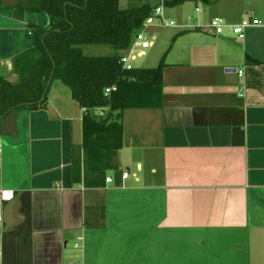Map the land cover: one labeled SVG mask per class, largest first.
<instances>
[{"label":"crops","instance_id":"crops-1","mask_svg":"<svg viewBox=\"0 0 264 264\" xmlns=\"http://www.w3.org/2000/svg\"><path fill=\"white\" fill-rule=\"evenodd\" d=\"M162 1L188 27L174 36L161 105L124 110L105 175L104 157L85 153L83 109L59 81L46 107L18 110L15 135L1 128L0 189L14 197L0 196V264H264V25L243 37L204 29L215 17L264 21V0L119 5ZM15 3L0 0L10 81L14 57L34 45L29 26L48 22Z\"/></svg>","mask_w":264,"mask_h":264},{"label":"trees","instance_id":"trees-1","mask_svg":"<svg viewBox=\"0 0 264 264\" xmlns=\"http://www.w3.org/2000/svg\"><path fill=\"white\" fill-rule=\"evenodd\" d=\"M184 0H167L178 4ZM16 7L46 15L45 25L31 24L34 45L13 60L15 81L0 74V131L2 119L15 109L47 106L48 82L69 87L83 113L85 153H96L104 172L112 168L113 156L122 145V117L128 108L161 105L165 56L155 67L125 69L120 57L132 45L150 5L122 8L119 0H16ZM110 45L108 55H88L84 45ZM252 61L259 62L252 59ZM115 86L109 95L106 88ZM108 107L104 116L97 109Z\"/></svg>","mask_w":264,"mask_h":264},{"label":"built area","instance_id":"built-area-1","mask_svg":"<svg viewBox=\"0 0 264 264\" xmlns=\"http://www.w3.org/2000/svg\"><path fill=\"white\" fill-rule=\"evenodd\" d=\"M164 1L161 2L158 6L154 7L152 13L145 18L142 19L140 26L143 27L142 30H138L135 35L132 47L126 51L120 57V62L125 69H132L135 67L134 61L141 55H143L144 51L150 48L154 42L149 40L147 36L148 28L153 25H164V26H175L174 21H168L164 14ZM264 25V21L257 17H247L240 21L239 23H226L222 18L215 17L211 20L209 24L204 26V29L214 33H222L224 30L228 29L229 31L237 34L239 37H243L246 30L251 26H259ZM185 26V25H184ZM244 73L243 70L239 71V75L241 76ZM115 86H110L106 88V95H109L113 90H115ZM83 113H86L87 108H82ZM108 107H100L97 109L98 115L104 116ZM130 175V171H125L123 173V177H128ZM112 178H107V181H111ZM0 196L4 200H10L14 197V191L12 189H0ZM77 248L79 244L75 245ZM71 264V263H70ZM80 264V263H79Z\"/></svg>","mask_w":264,"mask_h":264},{"label":"rangeland","instance_id":"rangeland-1","mask_svg":"<svg viewBox=\"0 0 264 264\" xmlns=\"http://www.w3.org/2000/svg\"><path fill=\"white\" fill-rule=\"evenodd\" d=\"M170 8V6H168ZM177 11V10H175ZM167 20L174 21L175 26H164L153 24L148 28L147 36L149 40L154 42L150 48L145 50V55H141L134 61V65L138 67H155L159 64L163 56H165V63L174 62L177 58L178 46L180 44L175 43L174 36L179 33L180 30L186 29L185 23L188 21L183 20L179 16H166ZM192 22V21H191ZM189 22V23H191ZM143 27H139V30H142ZM198 32L205 33L204 29H195ZM196 35L197 34H193ZM238 36L237 34H235ZM183 40V39H182ZM181 41V40H180ZM83 50L88 55H108L114 52V49L110 45H84ZM17 79V78H16ZM64 89L70 91L69 87L60 84ZM133 125V123H132ZM127 126H129L127 124ZM73 251V252H72ZM79 249L75 247V244L72 246L71 254L78 253Z\"/></svg>","mask_w":264,"mask_h":264},{"label":"water","instance_id":"water-1","mask_svg":"<svg viewBox=\"0 0 264 264\" xmlns=\"http://www.w3.org/2000/svg\"><path fill=\"white\" fill-rule=\"evenodd\" d=\"M142 22V18L138 17L135 19V25L139 26ZM50 85V81L48 82V86ZM18 115V109L10 112L5 118L2 119V134H16V119Z\"/></svg>","mask_w":264,"mask_h":264}]
</instances>
